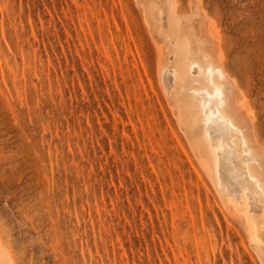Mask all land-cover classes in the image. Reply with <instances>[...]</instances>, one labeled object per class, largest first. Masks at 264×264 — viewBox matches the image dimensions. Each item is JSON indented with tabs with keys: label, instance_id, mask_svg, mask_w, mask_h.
Segmentation results:
<instances>
[{
	"label": "rangeland",
	"instance_id": "obj_1",
	"mask_svg": "<svg viewBox=\"0 0 264 264\" xmlns=\"http://www.w3.org/2000/svg\"><path fill=\"white\" fill-rule=\"evenodd\" d=\"M134 2L0 0V237L17 264H260L165 104ZM178 2L213 24L264 150V0Z\"/></svg>",
	"mask_w": 264,
	"mask_h": 264
},
{
	"label": "bare ground",
	"instance_id": "obj_2",
	"mask_svg": "<svg viewBox=\"0 0 264 264\" xmlns=\"http://www.w3.org/2000/svg\"><path fill=\"white\" fill-rule=\"evenodd\" d=\"M133 1L159 52L158 84L186 147L264 264V150L246 98L224 68L216 30L200 2L183 16L178 0ZM0 264H17L1 237Z\"/></svg>",
	"mask_w": 264,
	"mask_h": 264
}]
</instances>
